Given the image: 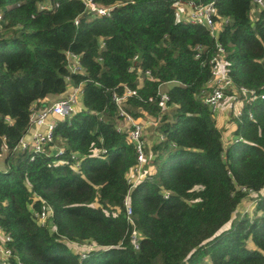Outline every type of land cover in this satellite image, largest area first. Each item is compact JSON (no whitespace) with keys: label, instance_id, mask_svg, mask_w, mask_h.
Here are the masks:
<instances>
[{"label":"trees","instance_id":"obj_1","mask_svg":"<svg viewBox=\"0 0 264 264\" xmlns=\"http://www.w3.org/2000/svg\"><path fill=\"white\" fill-rule=\"evenodd\" d=\"M91 1L109 16L81 0H0V230L9 237L8 264H264V12L253 15L251 0ZM189 1L213 3L216 36L176 19V6ZM217 47L230 80L219 107L230 101V138L219 109L205 103ZM68 53L80 73L69 71ZM77 87L80 109L55 120L50 149L15 150L33 109ZM125 88L135 92L123 107L143 126L142 139L148 126L156 135L151 150L145 142V176L133 186L135 145L117 130L124 124L113 99ZM248 192L257 194L252 218L232 221ZM40 200L52 211L43 226L35 218Z\"/></svg>","mask_w":264,"mask_h":264},{"label":"built area","instance_id":"obj_2","mask_svg":"<svg viewBox=\"0 0 264 264\" xmlns=\"http://www.w3.org/2000/svg\"><path fill=\"white\" fill-rule=\"evenodd\" d=\"M254 6L253 15L264 12V0H251ZM85 8L90 11V13H96L99 15L109 16V10L99 9L93 4L91 0H81ZM176 19L181 20L185 19L191 23L200 25L209 30L212 36L217 35L216 26L217 24L213 20L214 16V5L213 3H208L205 5H197L193 1L186 2L184 4H179L176 6L175 12ZM74 24L77 25L78 22L75 20ZM218 53L210 61L211 64V75L212 79L209 85L212 87L211 94L205 98V103L208 104L211 108V111L216 113L221 105V101L224 98V90L227 89L230 85V80L223 68L221 61V56L223 50L221 47H217ZM133 63L137 61V57L133 58ZM67 64L68 69L71 73H80L81 67L78 61V57L68 53L67 54ZM129 71H134V67L131 66ZM140 74V72H138ZM145 76H149V72H144ZM135 95L134 91L128 90L125 88L124 94L119 97L114 95V102L118 106L119 114L123 121V126L117 128L118 131L122 132L126 130L129 134L131 141L135 145L136 150V165L130 170L128 174V182L132 186L136 184L137 181L141 180L145 173H143V166L147 160L146 144L145 139H142L143 126L134 120L124 109V101ZM81 88L77 87L70 91L66 96L61 97L56 102L52 103L49 106L44 108H35L31 114L30 118V127L36 126V130L32 132L29 138L26 136L20 142L19 146L15 149L17 151H27L29 153H45L46 149H50V144L53 142V131L54 124L57 118L65 119L71 116L80 103ZM160 101L162 104H165L168 101V97L164 92L159 94ZM261 100L264 101V94L261 95ZM165 109H168L167 107ZM237 115H241V111L236 112ZM249 118L252 116L249 114ZM28 131V132H29ZM27 132V134H28ZM51 152L57 154V156H62L64 154L62 149L54 148L51 149ZM33 159V158H31ZM244 190V189H243ZM254 194L253 192H248V195ZM41 202L40 210L35 214L40 225H45L47 220L51 217L52 211L51 208L43 201ZM127 216L128 222L132 226V235L130 245L132 248L138 250V233L135 230L133 219L131 217V211L127 207ZM9 242V237L4 235L0 230V264H8V261L11 257V253L8 249L5 248V244ZM88 249H92V246H88Z\"/></svg>","mask_w":264,"mask_h":264},{"label":"rangeland","instance_id":"obj_3","mask_svg":"<svg viewBox=\"0 0 264 264\" xmlns=\"http://www.w3.org/2000/svg\"><path fill=\"white\" fill-rule=\"evenodd\" d=\"M216 30H217V32L220 31V26L218 24L216 26ZM171 85L172 84L165 85L163 87V89L166 90V89L170 88ZM163 89H161L162 92H164ZM58 99L59 98L52 97V98L48 99V101H46V103H47L46 105L49 106L52 103L56 102ZM230 107H231L230 101L224 100L223 105L221 106V108L219 109L218 113L216 114V116L218 118L222 114L220 110H226V112H228L227 117L229 116V119L227 120V118H225L224 121H223V132H224L225 137H227V136L230 137L231 136V133H230L231 130H228V128H227V126L230 124V114H229ZM79 109H80V106L78 105L76 110L78 111ZM234 109H236V107ZM227 132H229V133H227ZM154 133L155 132L153 131V128L151 126L146 127V129H145V134H146L145 142H146V144L148 143V146H149V147H147L148 151L151 150L150 146L156 139V135ZM149 156L150 155H148V157ZM1 167H2V158L0 157V168ZM261 194H264V190L261 191ZM256 196H257V194H250V195H248V197L245 200H243V202L238 206L235 214L233 215V220L232 221H236V219H240V218H243L245 216H247L249 218H252L253 211H254V206H255V203L253 201L256 198ZM72 247L79 251V248L77 246L71 245V248ZM250 247H252L251 244H250Z\"/></svg>","mask_w":264,"mask_h":264},{"label":"crops","instance_id":"obj_4","mask_svg":"<svg viewBox=\"0 0 264 264\" xmlns=\"http://www.w3.org/2000/svg\"><path fill=\"white\" fill-rule=\"evenodd\" d=\"M162 88V87H161ZM164 91V90H163ZM165 92V91H164ZM46 101H48V99L46 100ZM46 101H43V102H41L40 103V105H39V109L40 108H44V107H46V106H48V105H46L47 103H46ZM219 111V110H218ZM221 111V115H220V117H218L219 119H218V121H217V123H218V125H220L219 127H220V129H223V121H224V119L225 118H227V120L229 119V116L227 117V114H228V112H226V110H220ZM225 114V115H224ZM224 115V116H223ZM231 123L227 126V128H228V130H231ZM36 130V126H32L31 127V131H29L28 132V134H27V136H26V138H29L30 136H31V134H32V132L33 131H35ZM227 133H229V132H227ZM226 138H230L229 136H227Z\"/></svg>","mask_w":264,"mask_h":264},{"label":"water","instance_id":"obj_5","mask_svg":"<svg viewBox=\"0 0 264 264\" xmlns=\"http://www.w3.org/2000/svg\"><path fill=\"white\" fill-rule=\"evenodd\" d=\"M133 190H134V188H132V189L130 190L129 195L133 192ZM50 224H52V223H50Z\"/></svg>","mask_w":264,"mask_h":264}]
</instances>
